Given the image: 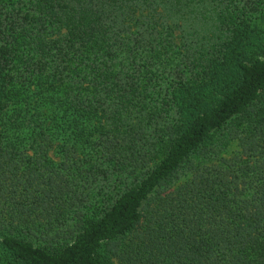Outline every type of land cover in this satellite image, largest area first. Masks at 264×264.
<instances>
[{
  "label": "trees",
  "instance_id": "1",
  "mask_svg": "<svg viewBox=\"0 0 264 264\" xmlns=\"http://www.w3.org/2000/svg\"><path fill=\"white\" fill-rule=\"evenodd\" d=\"M0 264H264V0H0Z\"/></svg>",
  "mask_w": 264,
  "mask_h": 264
},
{
  "label": "rangeland",
  "instance_id": "2",
  "mask_svg": "<svg viewBox=\"0 0 264 264\" xmlns=\"http://www.w3.org/2000/svg\"><path fill=\"white\" fill-rule=\"evenodd\" d=\"M197 6L196 10L193 12L191 16H185V18L177 17V21L185 23L186 28L189 30L190 27H193L192 32L195 30L199 34H205V31H210L212 30V14L210 12L209 7L207 4H199L195 5ZM178 16L181 15L177 14ZM194 34V33H193ZM236 149V145H232L229 149L228 152H231ZM187 176H183L181 178V181H183Z\"/></svg>",
  "mask_w": 264,
  "mask_h": 264
}]
</instances>
